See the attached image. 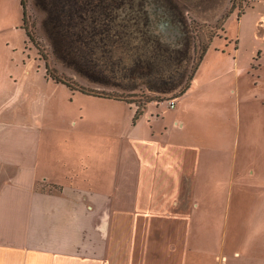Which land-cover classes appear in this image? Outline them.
Here are the masks:
<instances>
[{
    "label": "rangeland",
    "instance_id": "1",
    "mask_svg": "<svg viewBox=\"0 0 264 264\" xmlns=\"http://www.w3.org/2000/svg\"><path fill=\"white\" fill-rule=\"evenodd\" d=\"M18 4H7L8 19H18ZM24 26L36 57L45 61V55L54 74L75 87L47 86L51 95L43 108L52 117L39 121L40 164H60L56 156L63 151L75 154L99 140L121 149L131 119L128 104L145 108L155 99L169 105L200 65L205 73L198 71L195 84L213 86L209 114L215 127L208 131L216 132L217 146L207 149L213 163L203 159L199 167L185 264H264V230L255 219L264 179H235L230 211L226 198L235 166L236 177L240 164L248 171L264 166V0H26ZM223 47L227 52L216 55L213 49ZM235 57L239 72L231 69ZM236 83L243 127L229 144L235 128L228 90ZM94 163V155L85 159ZM207 171L215 177L209 183ZM39 187L58 190L48 183Z\"/></svg>",
    "mask_w": 264,
    "mask_h": 264
},
{
    "label": "crops",
    "instance_id": "2",
    "mask_svg": "<svg viewBox=\"0 0 264 264\" xmlns=\"http://www.w3.org/2000/svg\"><path fill=\"white\" fill-rule=\"evenodd\" d=\"M15 2L23 9L21 0H0V264H185L199 167L203 159L213 163L207 149L217 146L209 114L213 86L195 84L200 65L174 107L153 99L135 118L138 106L121 101L132 109L121 149L102 140L88 149L82 141L75 154L56 156L60 164H40L39 121L52 117L43 108L47 86L60 82L46 76L47 59L29 47L19 4L18 19H8L7 4ZM223 48L213 50L221 56ZM235 62L231 69L239 72L238 57ZM239 86L228 90L235 128L229 144L243 127ZM93 155L96 164H85ZM242 166L228 180V211L235 179H264L263 164ZM206 175L207 183L215 180ZM257 204L255 219L264 230V198Z\"/></svg>",
    "mask_w": 264,
    "mask_h": 264
},
{
    "label": "trees",
    "instance_id": "3",
    "mask_svg": "<svg viewBox=\"0 0 264 264\" xmlns=\"http://www.w3.org/2000/svg\"><path fill=\"white\" fill-rule=\"evenodd\" d=\"M21 3H22V6H23V10H24V16H23V20H24V23H25V17H26V0H21ZM24 23H23V27L25 28L24 26ZM27 32V35L28 37H30L32 39V37L30 36V33L26 30ZM33 40V39H32ZM206 48H203V53L200 57V59H202L203 55L205 54L206 52ZM44 58L47 59L44 55ZM48 64V63H47ZM46 76L48 78H52L54 79L55 81L57 82H62V83H65L67 84L70 88L74 89L75 87H73L72 85H70L69 81L65 80V79H62L60 78L59 76H57L56 74H54L53 70L49 67V64L47 65V71H46ZM82 92L84 93H87V94H94L96 95L94 92H91V91H88L86 90L85 88H82V87H78ZM184 93V92H183ZM116 99H119V100H123L122 97H115ZM143 112V107L140 105H138V108H137V111H136V115H135V118H138Z\"/></svg>",
    "mask_w": 264,
    "mask_h": 264
},
{
    "label": "built area",
    "instance_id": "4",
    "mask_svg": "<svg viewBox=\"0 0 264 264\" xmlns=\"http://www.w3.org/2000/svg\"><path fill=\"white\" fill-rule=\"evenodd\" d=\"M169 105H170V107H174L176 105V101L170 100Z\"/></svg>",
    "mask_w": 264,
    "mask_h": 264
}]
</instances>
